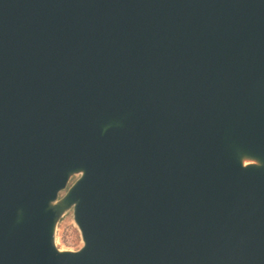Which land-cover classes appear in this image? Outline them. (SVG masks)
Masks as SVG:
<instances>
[{"label":"water","instance_id":"1","mask_svg":"<svg viewBox=\"0 0 264 264\" xmlns=\"http://www.w3.org/2000/svg\"><path fill=\"white\" fill-rule=\"evenodd\" d=\"M0 264H264V0H0Z\"/></svg>","mask_w":264,"mask_h":264},{"label":"rangeland","instance_id":"2","mask_svg":"<svg viewBox=\"0 0 264 264\" xmlns=\"http://www.w3.org/2000/svg\"><path fill=\"white\" fill-rule=\"evenodd\" d=\"M79 177H80V174H75L72 176L68 188L61 192L59 199L63 198L66 195L69 188L76 182V180ZM57 236L60 242L57 246L59 249L60 248L68 249L69 245L65 244L64 241L65 242L71 241L77 250L83 246L81 232L74 220L73 209H67L65 213L59 219Z\"/></svg>","mask_w":264,"mask_h":264},{"label":"trees","instance_id":"3","mask_svg":"<svg viewBox=\"0 0 264 264\" xmlns=\"http://www.w3.org/2000/svg\"><path fill=\"white\" fill-rule=\"evenodd\" d=\"M54 209L57 211L58 213V218L60 219L61 216L65 213V211L67 210V206L64 203H59V204H53Z\"/></svg>","mask_w":264,"mask_h":264},{"label":"built area","instance_id":"4","mask_svg":"<svg viewBox=\"0 0 264 264\" xmlns=\"http://www.w3.org/2000/svg\"><path fill=\"white\" fill-rule=\"evenodd\" d=\"M67 238H68V237H67ZM59 243H60V242H59V238H58V236H57V239H56V241H55L56 246H58ZM64 243L69 245L68 249L70 248V250H77V249L74 247V245H73V243H72L71 241H68V242H65V241H64ZM70 244H72V245H70ZM71 246H72V247H71ZM68 249H67V250H68Z\"/></svg>","mask_w":264,"mask_h":264},{"label":"bare ground","instance_id":"5","mask_svg":"<svg viewBox=\"0 0 264 264\" xmlns=\"http://www.w3.org/2000/svg\"><path fill=\"white\" fill-rule=\"evenodd\" d=\"M247 164H248V163H247ZM60 250L64 252V251H68L69 249L67 250V249H65V248H60Z\"/></svg>","mask_w":264,"mask_h":264},{"label":"flooded vegetation","instance_id":"6","mask_svg":"<svg viewBox=\"0 0 264 264\" xmlns=\"http://www.w3.org/2000/svg\"><path fill=\"white\" fill-rule=\"evenodd\" d=\"M59 203H61V201H57L55 204H59Z\"/></svg>","mask_w":264,"mask_h":264}]
</instances>
